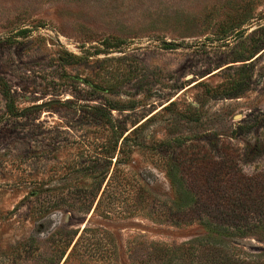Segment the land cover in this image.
I'll list each match as a JSON object with an SVG mask.
<instances>
[{
	"label": "rangeland",
	"instance_id": "rangeland-1",
	"mask_svg": "<svg viewBox=\"0 0 264 264\" xmlns=\"http://www.w3.org/2000/svg\"><path fill=\"white\" fill-rule=\"evenodd\" d=\"M263 38L264 0H0V264H56L52 238L69 237L58 264H190L179 246L240 203L233 179L264 173ZM48 100L58 102L26 109ZM99 104L127 130L141 124L144 147L124 165L135 192L110 216L36 218L29 190H76L60 179L62 161L85 154L72 142L84 132L74 108ZM172 162L195 196L181 212L171 211ZM85 226L97 231L68 256ZM28 238L37 246L14 250ZM225 239L264 252L258 237Z\"/></svg>",
	"mask_w": 264,
	"mask_h": 264
},
{
	"label": "trees",
	"instance_id": "trees-1",
	"mask_svg": "<svg viewBox=\"0 0 264 264\" xmlns=\"http://www.w3.org/2000/svg\"><path fill=\"white\" fill-rule=\"evenodd\" d=\"M254 55L255 52L250 58ZM5 107L13 115L17 113L14 105L10 102H7ZM82 108L87 111L81 110ZM74 109L84 114L81 119L83 121L79 120V123L74 125V129L84 132L72 142H75V147L80 144L81 150L85 154L81 160L78 159L79 155H76V159L63 160V165L60 168L65 172L60 176V179L69 183L71 181L78 182L75 184L76 190L64 191L60 188L41 187L29 190L26 195L27 198L32 199L29 213L35 215L36 218L45 216L51 210L62 211L64 208L67 210L74 208L82 213L91 212V216H110L113 210H120L119 196L122 193L135 192L126 182L128 177L127 171H124V165L129 163L130 156L135 149L144 147V144L136 137L137 135H134L139 131L141 124L131 130L125 129L118 124L116 119L112 118L110 114L112 107L103 106V104L76 105ZM126 131L127 133H125ZM167 143H159L160 152L164 156ZM63 148L64 145H61L57 140L55 150ZM166 176L174 196L171 211L181 212L193 203L195 196L185 184L186 178L183 170L181 171L180 164L172 162ZM262 177H264V173L253 177L239 175L236 180L233 179V181L240 180L237 183L240 187L236 190L237 200L240 203L223 207L226 212L225 218H219L213 224L202 222L210 233L189 239L179 246L190 264H264V252L245 254L236 248H231L225 239L230 236L243 237L247 235L264 239V188L262 187L264 180H261ZM41 182L34 181V184L40 185ZM237 184L236 186H238ZM182 200L185 203L179 204ZM248 215L252 217L251 222L245 223ZM95 231H97L96 228L85 226L73 243L68 256L76 250L82 240H86L88 234ZM50 234L51 237H54L57 234L56 229ZM52 239L55 243L53 247L58 260L56 264H58L71 244L72 237L60 238L61 240ZM28 240L31 241H28L27 245L26 242L22 248L15 247L14 250L20 252L28 249L29 252L37 246L33 238H28ZM158 249L165 255L169 251V247L166 245L159 246Z\"/></svg>",
	"mask_w": 264,
	"mask_h": 264
},
{
	"label": "water",
	"instance_id": "water-1",
	"mask_svg": "<svg viewBox=\"0 0 264 264\" xmlns=\"http://www.w3.org/2000/svg\"><path fill=\"white\" fill-rule=\"evenodd\" d=\"M58 100H48V101H45L43 103H36V104H33L31 106H28L26 109H36V108H41V107H45V106H48V105H51V104H54V103H57ZM21 113V112H20ZM19 114H17L18 116Z\"/></svg>",
	"mask_w": 264,
	"mask_h": 264
}]
</instances>
